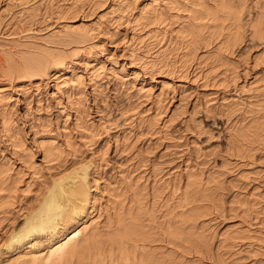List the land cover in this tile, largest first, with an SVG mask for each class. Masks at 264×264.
Listing matches in <instances>:
<instances>
[{
    "label": "rangeland",
    "instance_id": "374dc122",
    "mask_svg": "<svg viewBox=\"0 0 264 264\" xmlns=\"http://www.w3.org/2000/svg\"><path fill=\"white\" fill-rule=\"evenodd\" d=\"M236 1L245 9L239 45L220 60L219 41L202 46L187 70L188 39L177 32L191 25V0L175 1L179 7L172 0H0L1 56L20 60L43 47L71 56L45 77L10 78L0 69V168L17 191L6 193L0 210V264L45 245L39 238L31 242L36 249L12 250L10 241L51 182L81 168L98 227L130 183L146 189L150 202L154 189L161 192L166 212L178 207L174 197L188 174L202 178L218 201L200 220L212 239L205 264H264V139L235 143L239 129L264 123V40L249 26L264 0ZM156 10L161 21L141 19ZM79 29L91 30V40L65 36ZM238 232L248 237L221 243Z\"/></svg>",
    "mask_w": 264,
    "mask_h": 264
},
{
    "label": "bare ground",
    "instance_id": "6f19581e",
    "mask_svg": "<svg viewBox=\"0 0 264 264\" xmlns=\"http://www.w3.org/2000/svg\"><path fill=\"white\" fill-rule=\"evenodd\" d=\"M172 1L169 5L176 4L177 0ZM235 1L191 0V7H188V10L190 8L189 12L193 23L191 22L190 26L183 28L186 31L178 30L177 32V35L181 34L179 38L188 39V51L181 58V62L185 58L182 62L185 69L189 70L188 68L192 67L197 51L202 46L210 47L215 41L217 43L219 41L221 45H218L217 50L220 55L218 60H220L225 52L231 51L236 45H239L238 43L246 32L243 19L245 9L241 3L238 4ZM128 4L124 2L125 9L129 8ZM190 4L187 3L189 6ZM176 6L179 7L177 4ZM174 8V6L170 7L171 10ZM162 13L156 10L149 16H142L141 19L148 24H153V22L163 19ZM250 23L252 37L264 40V10L254 22ZM87 30H69L65 36L73 38L75 42L78 41L77 39L91 40V30ZM36 50L24 52L22 55L19 53L21 56L19 55L18 59L20 60H15L10 56L4 58L0 54L1 71H4V75L11 76L10 78L14 75H18L17 77H45L49 76L52 71H58L65 65L67 66V60L71 57L63 50L54 51L44 47ZM222 63L224 62L222 61ZM198 70L204 77L205 69L201 67ZM62 84L66 85V82ZM57 86L60 87V85ZM253 123L254 125L248 127V130L246 125V129L241 128L237 131L235 143H245L250 146L253 144L254 146L257 141H263L264 123L260 119ZM241 144L239 145L242 148ZM239 145H236L237 149H239ZM249 147L247 148L249 149ZM247 148L244 149L245 152ZM52 150L46 148L45 154L54 157L55 152L53 153ZM250 150L249 153L252 151ZM192 175L194 174L187 175L184 192L181 196L174 197L179 199L178 207L166 212L158 207L159 202L156 198L161 196V192L157 191V193L154 189L156 195H152L153 198L155 196V202H150L146 189H132L135 185L131 186L130 183L126 189H122L124 191L120 190L118 194H122L121 196L116 195L118 202L112 205L113 213H108L107 222L102 227L90 222L95 211V204L91 201L88 172L81 168L64 177L54 179L37 207L26 217L23 227L12 235L10 241L12 250L14 247L21 250L27 246L33 249L35 245L31 242L39 238L46 239L45 245L37 251L26 252L25 255L19 256L20 258L18 257L15 262L18 264H205L209 253L211 255L212 239L208 238L209 235H207L208 237L205 235L204 224L200 220L211 209H217L216 202L218 201L215 202V194L213 195V192L211 193L210 189L205 186L206 183H203L202 178L198 180L199 178L196 177L198 179L195 180L196 178ZM15 181L5 169L0 168V210L5 205L6 198L4 196L6 193L17 192L14 191ZM177 208L181 210L177 211ZM239 235L244 237L245 234L243 232L238 235L227 233L221 243L228 245L230 242L233 244L238 238H241ZM259 239L258 242L261 241L260 243L264 244V234Z\"/></svg>",
    "mask_w": 264,
    "mask_h": 264
}]
</instances>
